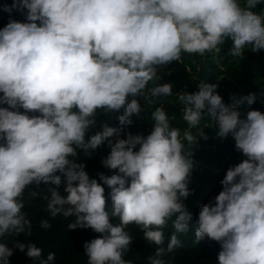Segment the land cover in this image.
Returning a JSON list of instances; mask_svg holds the SVG:
<instances>
[{
	"label": "trees",
	"instance_id": "trees-1",
	"mask_svg": "<svg viewBox=\"0 0 264 264\" xmlns=\"http://www.w3.org/2000/svg\"><path fill=\"white\" fill-rule=\"evenodd\" d=\"M0 264H264V0H0Z\"/></svg>",
	"mask_w": 264,
	"mask_h": 264
}]
</instances>
